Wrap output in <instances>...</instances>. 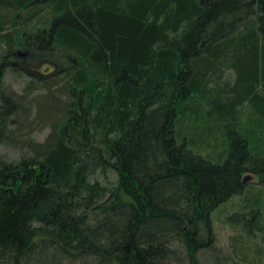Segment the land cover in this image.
<instances>
[{
    "label": "trees",
    "instance_id": "trees-1",
    "mask_svg": "<svg viewBox=\"0 0 264 264\" xmlns=\"http://www.w3.org/2000/svg\"><path fill=\"white\" fill-rule=\"evenodd\" d=\"M20 51L65 65L17 93ZM5 143L29 152L0 154V264H243L213 213L264 222L243 195L264 187V0H0Z\"/></svg>",
    "mask_w": 264,
    "mask_h": 264
},
{
    "label": "rangeland",
    "instance_id": "rangeland-1",
    "mask_svg": "<svg viewBox=\"0 0 264 264\" xmlns=\"http://www.w3.org/2000/svg\"><path fill=\"white\" fill-rule=\"evenodd\" d=\"M20 53L21 57L19 58L22 59L18 61V63L20 64V66H25L24 68L26 71L8 70L3 78L5 86L12 88L17 93H22L27 83H30L32 82V80H34L31 77H34L33 74L37 76H39V74H47L49 71H53V69H58L65 65L63 61L51 54L30 52V55L26 56L27 58L24 57V61L22 56L25 55L26 52L20 51ZM28 70H30L31 72ZM229 75L230 74L228 73V76ZM233 79V75L230 76V78L228 79V81H230L228 87L232 85ZM38 92H43V90L36 91V93ZM249 118H251V126H253V114H250ZM48 132L49 128L46 126H43L42 128L37 127L29 132V137L33 141L43 142L46 139ZM28 152L29 151L26 147L22 148V146L17 144H0V154L8 160L17 159L21 155ZM99 179L102 181L104 180L101 176H99ZM109 179H113V176L110 174ZM246 184H251L253 186L249 188L247 192L246 190H244L243 192V195H247V198L250 199V201L257 197L264 199V187H260L259 177L249 175V179ZM236 199L237 198L232 199L228 202L227 205H222L213 213L214 228L217 236L216 245L222 250V254L224 255H230L231 251H234V253L230 257V262L232 263H235L238 260H242L241 262H243V264H264V222H262L261 231L254 233L251 237L246 236L247 234L242 233L238 228L236 230L233 229L227 222V215L239 209L235 204H239V201H237ZM251 203L252 202H250V204ZM260 210L262 213H264V203L261 206ZM235 237H238V239L236 240ZM241 242H243L244 245L241 244ZM243 250H245V252L247 253H244ZM210 258L211 257L208 253L200 255L202 264H210Z\"/></svg>",
    "mask_w": 264,
    "mask_h": 264
}]
</instances>
